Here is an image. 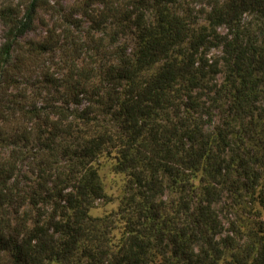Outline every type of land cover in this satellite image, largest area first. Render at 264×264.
<instances>
[{"label": "trees", "instance_id": "obj_1", "mask_svg": "<svg viewBox=\"0 0 264 264\" xmlns=\"http://www.w3.org/2000/svg\"><path fill=\"white\" fill-rule=\"evenodd\" d=\"M204 2L206 25L181 0H82L24 43L55 7L0 8V85L41 72L38 92L0 99V264H264V221L237 215L264 209V0ZM104 153L125 176L114 218L90 214L110 200Z\"/></svg>", "mask_w": 264, "mask_h": 264}, {"label": "rangeland", "instance_id": "obj_2", "mask_svg": "<svg viewBox=\"0 0 264 264\" xmlns=\"http://www.w3.org/2000/svg\"><path fill=\"white\" fill-rule=\"evenodd\" d=\"M40 2H44L47 0H38ZM82 0H48V2L53 5L55 8L52 9V11L47 10L45 8H37L34 12L33 18H32V27L31 29L27 30L26 33L20 37L19 41L24 43L26 40H40L45 37V35L48 34L49 30L53 27L54 21L57 18V12H54V9L61 8L66 13L71 11L74 7H76ZM30 0H0V8L6 4H11L13 6L17 5V3H29ZM181 3L183 4V8H189L191 11L192 20H196L198 24L206 25V16L209 11V6L204 2V0H181ZM63 11V12H64ZM196 16V17H195ZM195 17V19H194ZM246 22H249L250 25H253L254 27L257 26L258 17L254 15H247L244 17ZM84 26L88 25V21H84ZM226 31L225 27H220L219 32L224 33ZM3 32L4 27L0 24V45L3 41ZM111 33L112 35V29L106 30L102 35L105 37V42H108L110 36L108 35ZM120 42L127 41L130 45L132 44V39L130 36H120L119 38ZM208 55L211 59H217L220 63V73L217 75V81L218 85L224 81L225 77V69L222 64V49L221 47L213 48L208 52ZM46 57V56H45ZM44 60V59H43ZM47 65V64H45ZM52 69V67L50 68ZM49 69V71H50ZM57 71V68H56ZM64 72H67V67L64 68ZM41 72L39 68L31 67L30 69H27V71L24 73V76L18 80V82L9 88H6V85H0V90L3 91L0 93V99L1 102H4V104H7V101L13 100L15 98L20 99V95H24L25 98L27 96L33 95L34 92H38L40 87V80H41ZM41 103V102H40ZM3 104V103H2ZM3 104V105H4ZM78 121V120H76ZM220 122V118L218 115H215L213 118V126L217 125ZM28 125L25 122H20L17 127H24ZM10 126V125H9ZM78 127L83 128L82 123L79 122ZM114 153L111 154H102L98 157V159L93 163V166L97 169L99 179L101 181L102 187L104 192L108 197H110V200H103L99 199L95 201V205L93 208L90 209V214L93 216H106V215H112L111 218L115 217L114 212L117 209L118 200L123 193V186L125 182V176L124 174L117 172L114 170V165L116 163V158L114 157ZM25 170V168H24ZM27 173V171L25 172ZM29 175V173H27ZM171 196H169L170 198ZM244 202V200H243ZM234 198L233 193H226L224 202L220 204V208L222 209L224 213V223L225 227H229V222L231 220H235L236 218V211H233ZM243 205V206H242ZM239 210L237 211V215L241 214V218H247L245 221H240L243 224L247 223L249 228H252L253 231L258 232L257 225L254 222V220L264 221V209L260 207H253L249 208L248 203H244L241 205H238ZM257 213V214H255ZM239 223V222H238ZM241 226V225H240ZM122 228L120 226H116L114 230H112L113 233V240L116 243L118 241V238L121 235Z\"/></svg>", "mask_w": 264, "mask_h": 264}]
</instances>
